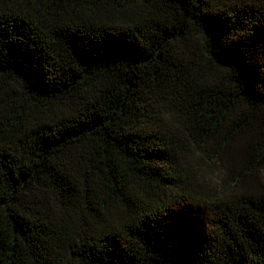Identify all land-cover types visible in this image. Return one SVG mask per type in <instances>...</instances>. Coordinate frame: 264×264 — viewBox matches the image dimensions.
I'll return each instance as SVG.
<instances>
[{"label":"trees","instance_id":"16d2710c","mask_svg":"<svg viewBox=\"0 0 264 264\" xmlns=\"http://www.w3.org/2000/svg\"><path fill=\"white\" fill-rule=\"evenodd\" d=\"M0 264H264V0H0Z\"/></svg>","mask_w":264,"mask_h":264},{"label":"rangeland","instance_id":"374dc122","mask_svg":"<svg viewBox=\"0 0 264 264\" xmlns=\"http://www.w3.org/2000/svg\"><path fill=\"white\" fill-rule=\"evenodd\" d=\"M193 157V156H192ZM210 158L197 155L194 157L192 166L195 172L201 175V178L206 182H210L213 186L220 188L224 185L226 180L221 175L219 166L209 160Z\"/></svg>","mask_w":264,"mask_h":264}]
</instances>
